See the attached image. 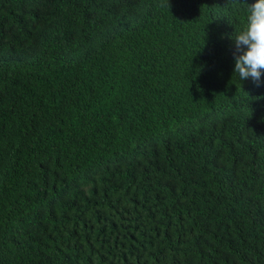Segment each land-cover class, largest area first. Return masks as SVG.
Masks as SVG:
<instances>
[{
	"label": "trees",
	"instance_id": "trees-1",
	"mask_svg": "<svg viewBox=\"0 0 264 264\" xmlns=\"http://www.w3.org/2000/svg\"><path fill=\"white\" fill-rule=\"evenodd\" d=\"M254 0H0V264H264Z\"/></svg>",
	"mask_w": 264,
	"mask_h": 264
},
{
	"label": "clouds",
	"instance_id": "clouds-1",
	"mask_svg": "<svg viewBox=\"0 0 264 264\" xmlns=\"http://www.w3.org/2000/svg\"><path fill=\"white\" fill-rule=\"evenodd\" d=\"M235 43L237 50L242 51L235 56V78H251L259 86L264 74V0L247 3L244 24L236 32Z\"/></svg>",
	"mask_w": 264,
	"mask_h": 264
}]
</instances>
